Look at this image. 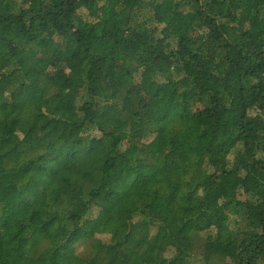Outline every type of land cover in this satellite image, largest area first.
Listing matches in <instances>:
<instances>
[{
    "label": "trees",
    "instance_id": "trees-1",
    "mask_svg": "<svg viewBox=\"0 0 264 264\" xmlns=\"http://www.w3.org/2000/svg\"><path fill=\"white\" fill-rule=\"evenodd\" d=\"M0 264H264V0H0Z\"/></svg>",
    "mask_w": 264,
    "mask_h": 264
},
{
    "label": "rangeland",
    "instance_id": "rangeland-1",
    "mask_svg": "<svg viewBox=\"0 0 264 264\" xmlns=\"http://www.w3.org/2000/svg\"><path fill=\"white\" fill-rule=\"evenodd\" d=\"M88 13H89V12H88L85 8L82 9V10L80 11V14H83V15L85 16V18H89V16H87ZM130 14H131V10H129V9H125V10H122V11L120 12V16H121L122 19H124V20H127V18L129 17ZM156 17H157L158 20H160L161 22L164 23V16H162V15H160V14H157ZM165 35L168 36V35H170V34H169L168 31H166V32H165ZM38 45H40V46L42 47V49H43L42 54H41L43 57H48V56H51V55H52V52H53V50H54V45L52 44V42H50V41H40V42L38 43ZM79 95H80V91H77L76 94H75V97L77 98V97H79ZM106 110H107V109H106ZM131 142H132L133 144H135V145H139V144H140V135H137L136 137H134V138L131 140ZM125 146H126V145H125ZM229 158H230V160H231V159H232V156H230ZM138 193H139L140 195H143V194L145 193V189H139V190H138ZM205 217H206V216H203V217H202V220H204ZM203 236H204V234H203Z\"/></svg>",
    "mask_w": 264,
    "mask_h": 264
}]
</instances>
